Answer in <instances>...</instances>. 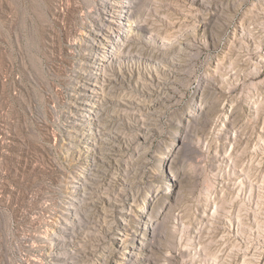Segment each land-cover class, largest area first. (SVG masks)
I'll return each mask as SVG.
<instances>
[{"label": "rangeland", "instance_id": "1", "mask_svg": "<svg viewBox=\"0 0 264 264\" xmlns=\"http://www.w3.org/2000/svg\"><path fill=\"white\" fill-rule=\"evenodd\" d=\"M101 1L0 0V264H264V0H135L87 152Z\"/></svg>", "mask_w": 264, "mask_h": 264}, {"label": "bare ground", "instance_id": "2", "mask_svg": "<svg viewBox=\"0 0 264 264\" xmlns=\"http://www.w3.org/2000/svg\"><path fill=\"white\" fill-rule=\"evenodd\" d=\"M134 1L102 0L100 8L102 21L95 25V28L93 27L94 29L87 36L90 53H88V57L83 63L86 66V78L84 83L82 82V89L79 91L80 112L75 114V118L79 122L73 123L85 126L87 129L83 131L73 129L72 131L78 141H85L87 152H93L103 144L98 141V135L101 132V121L98 120L97 116L104 99V87L110 80L107 69L119 56L118 49L137 33V25L130 19ZM150 78L152 82H158L152 77ZM84 185V178L74 177L70 181L67 200L68 215H73L78 209L84 196Z\"/></svg>", "mask_w": 264, "mask_h": 264}]
</instances>
